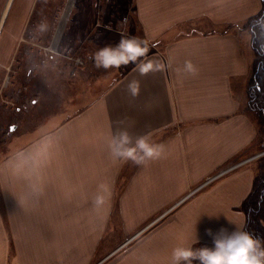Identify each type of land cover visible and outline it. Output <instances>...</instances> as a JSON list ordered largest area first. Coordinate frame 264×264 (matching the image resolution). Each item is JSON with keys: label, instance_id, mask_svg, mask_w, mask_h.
I'll return each mask as SVG.
<instances>
[{"label": "crops", "instance_id": "1", "mask_svg": "<svg viewBox=\"0 0 264 264\" xmlns=\"http://www.w3.org/2000/svg\"><path fill=\"white\" fill-rule=\"evenodd\" d=\"M129 5L133 26L108 25L107 36L138 37L147 55L95 94L84 95L83 83L68 94L61 78L57 109L12 135L0 157V264H172L177 247L213 248L209 230L243 228L240 206L264 155L245 105L254 59L247 21L262 1ZM147 61L164 68L141 75L137 64ZM45 83L55 87L49 76ZM122 130L163 145V155L139 165L115 159Z\"/></svg>", "mask_w": 264, "mask_h": 264}, {"label": "rangeland", "instance_id": "2", "mask_svg": "<svg viewBox=\"0 0 264 264\" xmlns=\"http://www.w3.org/2000/svg\"><path fill=\"white\" fill-rule=\"evenodd\" d=\"M130 8L129 0H10L8 6L0 0V12L5 10L0 25V157L10 150L12 135L28 124H40L57 109L61 78L68 94L83 83L85 95L103 90L117 76L119 68L98 69L92 60L98 48L121 40L112 31L107 36L106 26L124 29V19L128 30L133 26ZM108 13L112 20L117 16L115 23L107 21ZM247 45L252 49L249 40ZM46 76L55 87L47 89Z\"/></svg>", "mask_w": 264, "mask_h": 264}, {"label": "clouds", "instance_id": "3", "mask_svg": "<svg viewBox=\"0 0 264 264\" xmlns=\"http://www.w3.org/2000/svg\"><path fill=\"white\" fill-rule=\"evenodd\" d=\"M150 51L149 45L138 37L124 39L115 46H107L94 54L96 68H120L129 63H136ZM141 75L149 71H162L164 65L156 61H147L137 64ZM184 70L195 74L196 68L190 62H185ZM138 83L130 85L133 95L138 91ZM112 155L118 160L131 159L135 164H142L146 159L160 158L164 153L163 145H152L144 137L134 142L126 130L120 132V141L111 149ZM99 202V201H98ZM209 235L213 238V248L202 247L193 249L177 247L172 253V264H264V239L253 238L248 232L221 228L217 233ZM196 242V240H195Z\"/></svg>", "mask_w": 264, "mask_h": 264}, {"label": "trees", "instance_id": "4", "mask_svg": "<svg viewBox=\"0 0 264 264\" xmlns=\"http://www.w3.org/2000/svg\"><path fill=\"white\" fill-rule=\"evenodd\" d=\"M261 1L260 11L247 21L254 59L246 87L245 105L258 119L259 137L264 140V0ZM252 179L251 189L240 206L245 215L242 230L253 238L264 239V155L258 158V169ZM195 263L198 264L197 261Z\"/></svg>", "mask_w": 264, "mask_h": 264}, {"label": "water", "instance_id": "5", "mask_svg": "<svg viewBox=\"0 0 264 264\" xmlns=\"http://www.w3.org/2000/svg\"><path fill=\"white\" fill-rule=\"evenodd\" d=\"M262 154H264V150L261 153H259V155H262Z\"/></svg>", "mask_w": 264, "mask_h": 264}, {"label": "built area", "instance_id": "6", "mask_svg": "<svg viewBox=\"0 0 264 264\" xmlns=\"http://www.w3.org/2000/svg\"><path fill=\"white\" fill-rule=\"evenodd\" d=\"M74 60H75V62L77 63V60H76V58H75Z\"/></svg>", "mask_w": 264, "mask_h": 264}]
</instances>
